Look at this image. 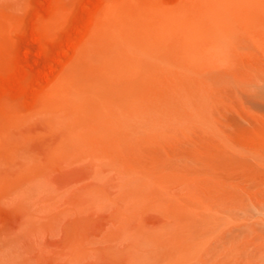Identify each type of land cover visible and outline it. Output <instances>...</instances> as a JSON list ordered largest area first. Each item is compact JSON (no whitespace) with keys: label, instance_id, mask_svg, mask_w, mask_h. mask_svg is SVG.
<instances>
[{"label":"rangeland","instance_id":"rangeland-1","mask_svg":"<svg viewBox=\"0 0 264 264\" xmlns=\"http://www.w3.org/2000/svg\"><path fill=\"white\" fill-rule=\"evenodd\" d=\"M260 0H0V264H264Z\"/></svg>","mask_w":264,"mask_h":264},{"label":"bare ground","instance_id":"bare-ground-1","mask_svg":"<svg viewBox=\"0 0 264 264\" xmlns=\"http://www.w3.org/2000/svg\"><path fill=\"white\" fill-rule=\"evenodd\" d=\"M256 6L259 10L255 11V102L264 111V0Z\"/></svg>","mask_w":264,"mask_h":264}]
</instances>
